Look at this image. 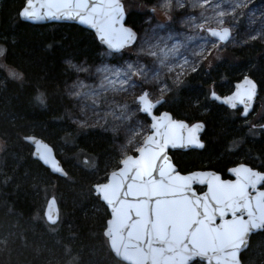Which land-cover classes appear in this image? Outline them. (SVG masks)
<instances>
[{"label":"trees","instance_id":"obj_1","mask_svg":"<svg viewBox=\"0 0 264 264\" xmlns=\"http://www.w3.org/2000/svg\"><path fill=\"white\" fill-rule=\"evenodd\" d=\"M126 1L125 24L139 34L157 0ZM25 2L0 0V46L6 49L1 63L22 77L0 71V264H124L108 247L103 231L109 214L93 191L119 167L123 157L116 145L122 139L73 123L77 112L68 92L76 78L69 62L96 66L105 49L91 31L77 25L21 21ZM246 75L258 86L248 118L210 96L229 94ZM40 94L44 104L35 101ZM164 99L161 110L205 126L201 150L170 152L180 172L213 170L226 178L228 169L239 163L264 171V130L259 127L264 122V44L259 40L224 49L212 66L189 73ZM255 112L260 124L252 126ZM27 136L52 147L66 177L52 174L33 158ZM51 196L59 208L55 225L43 216ZM241 264H264V231L251 236Z\"/></svg>","mask_w":264,"mask_h":264},{"label":"snow or ice","instance_id":"obj_2","mask_svg":"<svg viewBox=\"0 0 264 264\" xmlns=\"http://www.w3.org/2000/svg\"><path fill=\"white\" fill-rule=\"evenodd\" d=\"M210 2L204 0L205 4ZM177 4L184 7L181 0H177ZM41 7L48 10L43 16L33 10V0H27L19 15L25 20H79L95 28L101 40L117 51L136 39L132 29L122 23L124 9L120 0H46ZM218 15L224 17L226 13L220 11ZM210 34L223 41L227 39L229 29H210ZM168 38L171 39L170 36ZM158 48L159 44H149L146 51L158 59L160 68L149 69L138 63L98 67L96 72L101 76L99 87L93 89L78 82L74 89L88 87L90 90L73 91L71 94L78 99L91 98L94 106L105 93H128L140 88L134 97V111L127 104H114L106 116L122 123H127L136 113L151 116L152 109L160 101L153 103L151 92L145 91L143 85L159 82L163 68L173 72L168 65V56L176 50L174 46L171 50L160 49L158 52ZM5 52L6 49L0 46V57H4ZM178 66L182 71L175 75L174 83H179L183 74V65ZM5 70L0 65V71ZM77 71L86 72L88 69L79 67ZM192 71H195L194 67ZM10 75L13 79H22L18 73L11 72ZM134 77L142 80L137 81ZM244 89V96L241 97L238 91L237 97L246 105V116L247 102L255 95L256 84L245 77ZM167 90L165 84L160 89L161 95ZM35 101L44 104L45 97L40 94ZM235 106L233 103L232 107ZM203 127V124H196L189 128L183 122L172 121L165 113L162 117H153L152 134L137 142L143 130L137 124L131 128L135 135L129 138L128 143H136L138 155L122 160L119 171L106 177L109 182L94 186L93 190L111 208V218L107 220L104 232L109 248L126 264H241V253L247 249L251 236L264 231V191H257L258 185L264 187V171L240 164L230 169L234 180H223L219 175L208 172L182 175L171 162L168 148L176 147L177 141L181 142V147H204L196 135ZM185 131L187 137L183 135ZM41 159L45 157L41 156ZM56 170L62 173V169L57 167ZM129 180L131 183H127ZM197 185L206 186L207 191L200 189L198 194ZM54 204L55 200H52L49 211L45 213L52 225L57 223L51 211Z\"/></svg>","mask_w":264,"mask_h":264},{"label":"rangeland","instance_id":"obj_3","mask_svg":"<svg viewBox=\"0 0 264 264\" xmlns=\"http://www.w3.org/2000/svg\"><path fill=\"white\" fill-rule=\"evenodd\" d=\"M132 1L127 0L126 2ZM181 2L184 7H179L177 0H157L150 11H146V13L144 10L145 19L140 27L138 38L132 47L123 50L125 54H122V51L115 54L105 51L101 62L96 66L71 64L69 62L76 74L75 80L68 88L77 112L76 117L73 118V123L83 128L94 127L119 134L122 140L116 146L122 157L136 152V143H128L129 138L135 135L131 128L137 124L142 126L143 130L141 136L137 137V142L142 141L149 133V120H143L138 116L140 113H136L127 123H122L111 116H106V113L114 104H127L134 111V97L140 92V88L128 93H105L98 98V103L93 106L91 98L82 97L78 99L71 94L73 91H89L90 89L88 87L74 89V85L83 82L85 86H91L93 89L98 88L101 76L96 72V69L105 65L120 67L129 63H138L149 69L160 68L158 59L147 54L146 50L149 44H159L158 52L160 49L171 50L175 46V53L168 56V65L173 68V72H169L168 68H163L159 82L153 81L143 85L145 91L151 92L152 101H156L166 97L173 87L177 86L189 73L194 72L192 71L193 67L196 71L201 66L207 68L212 66L224 49L252 40H259L264 44V0H211L208 4H205L204 0H181ZM194 3L197 4L196 7L192 6ZM166 4H170V6L165 7ZM125 7L126 10L130 9L129 5ZM220 11H224L226 15L220 17L218 15ZM189 17L193 19L190 20ZM221 20L224 22L220 23ZM196 25H202V27H196ZM212 28H229L230 39L226 43L216 41L207 32L208 29ZM169 36L171 39L168 38ZM185 60L188 63H185ZM0 65H2L1 57ZM178 65H183V74L180 77V82L174 83L175 75L182 71ZM79 67L86 68L88 71H77ZM5 69L10 77H12L11 72L16 73L11 67H5ZM134 79L142 80L141 77H134ZM149 79L151 80V76ZM165 84L168 90L161 95L160 89ZM257 113L259 112H255L252 120H250L252 126L257 123L256 121H259ZM259 124L258 122L257 125Z\"/></svg>","mask_w":264,"mask_h":264},{"label":"water","instance_id":"obj_4","mask_svg":"<svg viewBox=\"0 0 264 264\" xmlns=\"http://www.w3.org/2000/svg\"><path fill=\"white\" fill-rule=\"evenodd\" d=\"M122 6H123V9H124V20L122 21L124 27L126 28H130L132 29L131 27H129L128 25L125 24V21H126V12H125V8H124V5H123V2L122 0H120ZM46 3V0H33V4H34V11L37 13V15L39 16H43L48 10L46 8H42L41 5ZM26 4H27V0L26 2L24 3L23 7L21 8V10L26 7ZM21 10L19 11V13L21 12ZM19 19L23 22H27V23H30V24H33V25H44V24H61V23H65V24H74V25H77L83 29H86L88 31H91L94 36L96 37L97 41L104 47L105 51H108L112 54H115V53H119L121 51H123L124 49H127L129 47H132L137 38H138V34L137 32L132 29V31L136 34V39L135 41H133L131 44L129 45H126L124 47H122L119 51L115 50V49H112L109 47V44L107 42H105L104 40H101L100 38V34L97 32V30L95 28H92L90 25H87V24H82L80 23L79 20H70V19H50V18H44V19H33V20H25L24 18H22L20 15H19ZM212 29H215L217 31H220L221 29L223 28H212ZM229 29V28H228ZM208 34L211 36L210 34V29L207 30ZM212 37V36H211ZM231 37V32H230V29H229V35L227 37L226 40H219L218 37H212L213 39H215L216 41H219L221 43H226ZM245 77H247L249 80L253 81L255 84L256 82L248 75L244 76L241 80H239L238 82H236L233 86V89L232 91L227 94V95H219L218 93H215V92H212L211 93V100L215 101L217 104L219 105H222L228 109H237V108H242V117H247L250 113H252L253 111V108H254V103L256 102V99L258 97V86L256 84V89H255V95L252 97V99L250 101L247 102V115L245 116L244 115V111H245V108H246V105L244 103H240V97H237V92L239 91L241 97L244 96L245 94V89H244V79ZM213 93H215V97L213 96ZM218 97V98H217ZM160 101V103L156 104V106L152 109V115L151 116H148L146 117L148 120H149V134H152V123H153V117H162L165 113L168 114V116L171 118L172 121H176V122H183L184 124L188 125L189 128H191L193 125H196V124H203L204 126V123L202 121H195V122H192V123H188L186 122L185 120H180V119H175L172 114L167 111V110H161L159 112H156V110L158 109V107H160L165 99L164 98H160L158 99ZM156 101H153V103H155ZM235 104L236 106L235 107H232V104ZM142 115H144L143 113H140ZM145 116V115H144ZM204 128L205 126L203 127V130L196 133V135L199 137L200 141L203 143V141L201 140V134L203 133L204 131ZM261 129L264 130V122L261 124ZM183 135L185 137H187V132L185 131L183 133ZM25 142H27L29 144V146L32 148V156L34 159L38 160L44 167H46L52 174L54 175H57V176H61V177H66V172L64 171L60 161L56 158L55 156V153L52 149V147L47 143L45 142L44 140H42L41 138H38V137H35V136H27L24 138ZM180 141H177V146L176 147H172V146H169L168 148V156L171 160V162L174 164L173 162V159L170 155V152H176V151H180V152H186V151H189V150H201L202 148H198V147H194V146H187V147H181L180 146ZM185 143H186V140H185ZM204 145V143H203ZM138 154L135 152V154H129L125 157L122 158V160L126 159L127 157L129 156H132V157H136ZM41 156H44L45 159L47 160V163L45 162V159H41ZM121 160V161H122ZM121 161H120V164H121ZM240 164H244V163H239L237 165H234V166H231L228 171H227V175H228V178H223L221 176V174L213 171V170H194V171H190V172H186V173H182L178 170L177 166L175 165L177 171L182 174V175H185V174H189V173H192V172H208V173H215L217 175H219L221 177V179L223 180H234L235 177L232 175V173L230 172V169H233L235 167H237L238 165ZM246 165L247 167H250L249 165L247 164H244ZM60 168L62 169V173L60 171H57L56 168ZM251 168V167H250ZM120 169V165L117 169L111 171L107 177H111V174L113 172H118ZM254 169V168H253ZM256 171H259L257 169H254ZM106 182H109L108 180H106L105 182L103 183H106ZM127 183H131V181H127ZM99 184H102V183H99ZM196 187H201L203 188V191H207V188L206 186L204 185H197ZM260 185L257 186V191H264V187H261V190L259 189ZM93 189H94V186H93ZM94 191V190H93ZM94 194L96 196L97 193L94 191ZM199 194V192H198ZM99 197V196H98ZM100 201L104 204V206L107 208V211H108V214H109V218H111V208L110 206H108L100 197H99ZM52 200H55V204L52 205V209L51 211L53 212L54 216L56 217L57 219V222L59 220V208H58V204H57V201L55 199V197L51 196L48 198V200L46 201V204H45V207L43 209V216H44V219L45 221L47 222V224L49 225H52L50 224V222L47 220V217L45 216V213L49 211V203L52 201ZM107 219V220H108ZM107 222V221H106ZM105 228H106V225H105ZM105 228H104V231H103V234L105 232ZM258 232H261V231H257L255 232L254 234H257ZM253 234V235H254ZM105 237V235H104ZM106 238V237H105ZM250 241V240H249ZM108 243V242H107ZM109 247V245H108ZM248 248V247H247ZM110 249V248H109ZM246 250V249H245ZM244 250V251H245ZM111 251V250H110ZM242 251V253L244 252ZM112 255L120 262L126 264V262L122 261L120 258H118L112 251H111ZM241 253V254H242Z\"/></svg>","mask_w":264,"mask_h":264},{"label":"flooded vegetation","instance_id":"obj_5","mask_svg":"<svg viewBox=\"0 0 264 264\" xmlns=\"http://www.w3.org/2000/svg\"><path fill=\"white\" fill-rule=\"evenodd\" d=\"M256 101H257V99H256ZM255 104H256V102L254 103V108H255ZM162 105H163V104H162ZM162 105H161V106H162ZM161 106L158 107V109L156 110V112L159 111V110H161ZM254 108H253V111H254ZM231 110L238 111L240 114H242V108L231 109ZM253 111H252V113H250L247 117H244V118H248L250 115H252V114H253ZM259 127L261 128V124L259 125ZM226 178H228V175H227ZM259 189L261 190V186L259 187Z\"/></svg>","mask_w":264,"mask_h":264}]
</instances>
